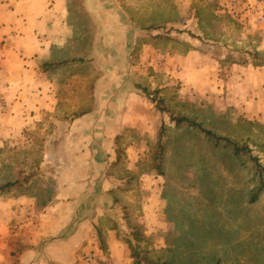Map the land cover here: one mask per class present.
I'll list each match as a JSON object with an SVG mask.
<instances>
[{
  "label": "rangeland",
  "instance_id": "rangeland-1",
  "mask_svg": "<svg viewBox=\"0 0 264 264\" xmlns=\"http://www.w3.org/2000/svg\"><path fill=\"white\" fill-rule=\"evenodd\" d=\"M94 2L126 14L108 26L72 0L81 30L58 57L73 60L39 79L37 62L29 94L20 79L0 81V187L22 181L0 195L47 204L83 151L100 149L107 160L86 163L85 177L103 190L95 195L104 207L95 206L93 217L110 222L96 225L103 254L97 261L81 254L84 264L111 261L107 226L128 246L131 264L133 253L141 264H264V124L219 110L209 93L182 79L189 52L191 72L202 64L222 77L235 64L264 66V23L253 20L264 0ZM128 87L145 98L149 124L103 126L102 111L95 113L104 96L110 113L116 93Z\"/></svg>",
  "mask_w": 264,
  "mask_h": 264
},
{
  "label": "crops",
  "instance_id": "crops-1",
  "mask_svg": "<svg viewBox=\"0 0 264 264\" xmlns=\"http://www.w3.org/2000/svg\"><path fill=\"white\" fill-rule=\"evenodd\" d=\"M71 2L72 0H0V41L5 40L0 47L2 83H6V79H20L25 82L21 85L24 93L29 94L30 80L34 77L36 67L39 68L37 62L41 61L43 68V71L37 72L39 79L73 60L58 57L62 47H69L66 43L73 32L81 30L77 23V12L73 11ZM83 6L85 14H89L91 20L95 15L99 16L97 20L106 18L108 26L115 24L118 17L126 14L124 9L97 6L94 0H83ZM130 25L124 22L127 30ZM135 25L131 26L140 30L141 26L137 28ZM194 55V52L182 55V79L187 86H196L204 95L209 93L223 112L230 110L247 121L264 124V66L235 64L225 76L219 77L216 72H207L202 64L191 72L188 61ZM46 62H56L58 65L47 70L44 67ZM36 87L34 84L31 89ZM116 95V107L107 108L110 113L104 109L106 96L100 103L101 107L95 111V115L102 111L103 126L143 127V124H149L150 110L148 106H143L145 98L141 94L128 87L127 91ZM111 98H108L110 102ZM161 118L159 114L155 119L161 122ZM93 142L96 143L91 140V144ZM100 151L92 152L90 149V153L86 150L80 153L79 165L74 164V167L66 169V179L62 178L57 195L47 204L40 205L37 197L25 194L0 195V209L7 222V225L0 226V264H14L15 255H19L20 259L17 264H84L81 256L83 253H93L97 261V257L103 254V247L100 245L101 230H97L96 225L99 228V223L110 221L107 217L97 220L93 217L92 209L95 206L97 209L104 207L99 195H95L103 190L98 186L94 189L92 186L95 180L92 178L86 181L85 176L89 174L86 163L99 164L98 161L107 160V156L99 154ZM81 159L83 162H80ZM111 178L109 176V180ZM107 195L106 209H109L111 197L108 191ZM103 237L109 251V264H131L129 248L118 237L114 226L105 227Z\"/></svg>",
  "mask_w": 264,
  "mask_h": 264
},
{
  "label": "trees",
  "instance_id": "trees-1",
  "mask_svg": "<svg viewBox=\"0 0 264 264\" xmlns=\"http://www.w3.org/2000/svg\"><path fill=\"white\" fill-rule=\"evenodd\" d=\"M57 65H58V63H56V62H46V63L44 64V67H45V69L48 70V69H53V68H55ZM182 119H183V118L179 119V120H178V123H179L180 120H182ZM184 119H187V118H184ZM204 131H205L208 135H210V136L217 137L216 134H214L211 130H207V129L204 128ZM234 147H235V152L238 153V151L240 150L239 147L236 146V145H235ZM21 182H22L21 180L8 181L7 183L3 184V185L0 187V190H5V189L10 188L11 186H14V185H16L17 183H21ZM130 247L133 248L132 243H130ZM133 257H134V259H135L133 264H141V262L137 259V254H134V253H133ZM150 264H157V263H155V262H151ZM163 264H168V263H167V262H164Z\"/></svg>",
  "mask_w": 264,
  "mask_h": 264
},
{
  "label": "built area",
  "instance_id": "built-area-1",
  "mask_svg": "<svg viewBox=\"0 0 264 264\" xmlns=\"http://www.w3.org/2000/svg\"><path fill=\"white\" fill-rule=\"evenodd\" d=\"M254 22H259V23H264V12L262 11H258L256 12V14H254L253 17ZM92 260V258H89V264H92L90 261Z\"/></svg>",
  "mask_w": 264,
  "mask_h": 264
}]
</instances>
